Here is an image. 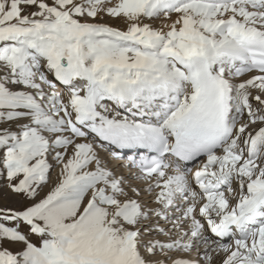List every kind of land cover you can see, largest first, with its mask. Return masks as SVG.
<instances>
[{
	"label": "snow or ice",
	"instance_id": "snow-or-ice-1",
	"mask_svg": "<svg viewBox=\"0 0 264 264\" xmlns=\"http://www.w3.org/2000/svg\"><path fill=\"white\" fill-rule=\"evenodd\" d=\"M0 181V264H264V0H0Z\"/></svg>",
	"mask_w": 264,
	"mask_h": 264
},
{
	"label": "bare ground",
	"instance_id": "bare-ground-1",
	"mask_svg": "<svg viewBox=\"0 0 264 264\" xmlns=\"http://www.w3.org/2000/svg\"><path fill=\"white\" fill-rule=\"evenodd\" d=\"M6 182L5 181H0V195L1 196H5L6 200H9L10 204H12V202H17L19 201L18 198H16L13 194H11L9 192V190L6 188ZM15 202V203H16ZM3 205V204H2ZM166 239V238H165Z\"/></svg>",
	"mask_w": 264,
	"mask_h": 264
},
{
	"label": "rangeland",
	"instance_id": "rangeland-1",
	"mask_svg": "<svg viewBox=\"0 0 264 264\" xmlns=\"http://www.w3.org/2000/svg\"><path fill=\"white\" fill-rule=\"evenodd\" d=\"M53 175H55V174H53ZM45 191H47V189ZM15 202H12V204H10L9 200H6V198H5L4 195L3 196L0 195V206H5V207H19L20 206V201H17L16 203Z\"/></svg>",
	"mask_w": 264,
	"mask_h": 264
}]
</instances>
